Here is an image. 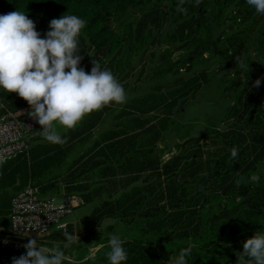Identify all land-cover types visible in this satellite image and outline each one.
<instances>
[{"label": "trees", "instance_id": "1", "mask_svg": "<svg viewBox=\"0 0 264 264\" xmlns=\"http://www.w3.org/2000/svg\"><path fill=\"white\" fill-rule=\"evenodd\" d=\"M178 4L179 0H0V14L25 12L42 38L53 18L76 15L85 20L79 50L86 72L93 59L118 80L133 55L163 42L165 36L180 42L175 49L186 50L189 62L192 57L204 64L218 60L221 65L214 76L234 69L226 88L239 87L218 126L186 138L167 159L159 143L174 116L209 83L205 68L152 85L119 106L113 102L87 114L75 129L61 133L67 140L63 145L41 135L27 155L0 166L1 211L7 188L14 194L32 182L43 194L61 178L65 193L79 190L86 204L100 200L83 218L84 230L95 229L104 216L120 218L124 229L117 232L127 251L122 264H168L170 257L189 247V264H250L237 261V255L243 241L264 234V15L246 0H201L199 5L185 0L186 14L177 11ZM237 58L249 69L241 68ZM173 67L166 66L164 72ZM257 78L259 88L253 85ZM24 107L30 110L16 93L0 89V113ZM112 108L116 109L109 126L63 174H53L75 143L86 141ZM233 148L238 149L236 161L230 159ZM254 175L257 182L251 180ZM82 178L88 182L83 184ZM64 232L56 230L50 238L56 240ZM109 236L96 235L100 248L93 256L79 253L78 259L95 257L83 264H108ZM58 246L65 254L70 250ZM21 254L0 243V256L5 255L8 264Z\"/></svg>", "mask_w": 264, "mask_h": 264}, {"label": "clouds", "instance_id": "2", "mask_svg": "<svg viewBox=\"0 0 264 264\" xmlns=\"http://www.w3.org/2000/svg\"><path fill=\"white\" fill-rule=\"evenodd\" d=\"M184 2L179 0L177 11L186 14ZM200 2L195 0L196 5ZM246 2L256 13L264 15V0ZM85 26L86 21L76 15H62L50 20L49 30L42 38L34 20L25 12L0 14V89L16 93L28 103L27 115L41 126V135L52 144L67 142L57 131L58 126L65 132L73 130L87 114L127 100L125 89L111 70L102 69L93 59L90 73L80 66L83 57L79 37ZM237 62L241 68L249 69L240 58ZM253 85L259 88L261 78L253 81ZM237 158L238 149H231L230 159ZM5 162L0 156V166ZM251 180L257 182L259 177L254 175ZM63 235L69 243L75 242L67 231ZM37 241L29 238L23 245L26 251L12 257V264H64L67 257L59 246L52 250L38 245ZM242 243L243 251L237 255V261L246 259L250 264H264V234L255 233ZM123 244L118 234L109 236V251L105 253L108 264L127 260ZM190 254V247L182 249L177 256L169 258L168 264H189L186 257Z\"/></svg>", "mask_w": 264, "mask_h": 264}, {"label": "rangeland", "instance_id": "3", "mask_svg": "<svg viewBox=\"0 0 264 264\" xmlns=\"http://www.w3.org/2000/svg\"><path fill=\"white\" fill-rule=\"evenodd\" d=\"M163 38L165 41L163 40L161 43L157 41L151 44L144 53L133 55L132 63L120 75L118 82L125 89L127 100H129L145 93L152 85L157 83L165 84L177 75H189L203 68L206 69L210 76L209 83L207 86L200 89L194 98L187 102L185 108L179 115L174 116V121L163 134V138L159 143L162 149V158L167 159L177 152L178 145L186 138L201 135L208 131V129L218 126L226 107L234 101L238 94L239 87L226 88L235 77L234 69H224L214 76L213 73L217 71L221 65L218 60L211 58L204 64L198 63L196 58L192 57L189 62L186 59L188 54L186 50L175 49L180 42L167 41V37L165 36H163ZM161 54L164 56L159 60L158 57ZM157 63H160V66L157 67ZM168 65H173L174 67L169 72H164V69ZM187 66H189V69ZM116 105L119 106V104ZM115 109L116 108H112L111 111L105 113L101 123L91 131V135L86 141H78L75 143L64 163L53 174H63L70 162L92 144L98 132L109 126L111 121L110 117L112 113L115 112ZM57 129L64 132L59 126ZM82 182L84 184L88 182V179L82 178ZM62 184L65 183L61 181L60 187L55 186L56 188H54L53 191H58L60 188L62 189ZM73 192L79 193L80 191L73 190ZM57 202H60L59 197L57 198ZM99 202L100 200H94L87 204L84 203L71 214L75 216L76 220L74 223H69L70 225L68 224V229L65 227V231L69 230L68 233L73 235L75 242L69 243L63 235L56 240L53 238L49 239V242L48 240L44 242L40 240L37 242L38 245L52 250L59 244L63 246L67 245L66 247L70 250L65 254L67 259L64 264H81L85 258L78 259L77 256L79 253L85 251H88L90 254L89 256H93L100 248V245H95V242L98 240L96 235H99V238L107 234H118L120 236L117 231L124 229V225L120 221V218L116 216H104L100 224L94 226L95 229L88 232L84 230L83 218L89 215L93 207L98 205ZM66 222L68 223L67 220ZM110 226L113 228H109ZM0 263L8 264V258L5 255L0 256Z\"/></svg>", "mask_w": 264, "mask_h": 264}, {"label": "built area", "instance_id": "4", "mask_svg": "<svg viewBox=\"0 0 264 264\" xmlns=\"http://www.w3.org/2000/svg\"><path fill=\"white\" fill-rule=\"evenodd\" d=\"M28 109L0 113V156L6 161L27 155L33 142L41 136V126L27 115ZM84 203L80 193L44 195L29 182L11 198L10 228L2 237L1 246L11 245L15 252L24 253L23 245L29 238L39 241L54 229H64L66 218Z\"/></svg>", "mask_w": 264, "mask_h": 264}, {"label": "crops", "instance_id": "5", "mask_svg": "<svg viewBox=\"0 0 264 264\" xmlns=\"http://www.w3.org/2000/svg\"><path fill=\"white\" fill-rule=\"evenodd\" d=\"M57 131H59V130L57 129ZM59 132L62 133L61 131H59ZM61 181H62V179L61 178H58V181L56 183L57 184L56 185L57 187L59 185H61ZM54 188H56V187L54 186L52 189L48 190L47 192H45L43 194L44 195H59L62 192H65V190H64L65 189V184H62V189L60 188L58 191H53ZM7 191H8L7 192V198L5 200L4 207L2 208V211L0 210V235L5 234L9 230V228H10V221H9L8 213H9V208H10V203H11V197H12L14 191L11 190V189H9V188H7ZM1 194H3V191L2 190H0V195ZM2 212H5V214H2ZM66 220L68 221V223L66 222L67 223L66 224V229H68L67 228L68 224L69 223H74L75 220H76V218H75V216H72L71 215V216H68L66 218ZM56 230L57 231H60V230L65 231V228L64 229H54L50 233H48L47 235H45L41 239H39V241L40 240H43V242H44V241H47L48 240V242H49V239H52V238H50V234L52 232L56 231ZM39 241H37V242H39Z\"/></svg>", "mask_w": 264, "mask_h": 264}]
</instances>
